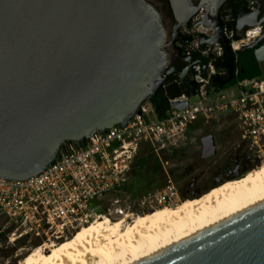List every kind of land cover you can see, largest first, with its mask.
<instances>
[{
  "label": "water",
  "instance_id": "95a60500",
  "mask_svg": "<svg viewBox=\"0 0 264 264\" xmlns=\"http://www.w3.org/2000/svg\"><path fill=\"white\" fill-rule=\"evenodd\" d=\"M168 1L173 37L205 8L201 23L214 33H201L200 42L222 47L226 77L211 79L221 89L236 69L237 50L223 33L219 11L226 0ZM263 6L256 0L254 10L237 7L239 35L264 22ZM263 37L239 50L263 60ZM165 43L160 12L147 0H0V176L26 179L55 160L66 142L125 125L170 73L193 95L188 65L205 69L207 59L189 55L186 66H169ZM201 143L202 158L216 153L213 134ZM131 264H264V199Z\"/></svg>",
  "mask_w": 264,
  "mask_h": 264
},
{
  "label": "built area",
  "instance_id": "2783aa9c",
  "mask_svg": "<svg viewBox=\"0 0 264 264\" xmlns=\"http://www.w3.org/2000/svg\"><path fill=\"white\" fill-rule=\"evenodd\" d=\"M243 2L250 10L256 7V0ZM205 13V8L200 7L189 24L181 26L182 34L191 37L183 54L207 59L205 69L199 62L190 64L187 77L196 83L193 95L182 93L169 99L162 117H157L151 104L144 101L125 125L115 124L83 141L72 142L37 174L23 180L0 176V215L9 224V234L14 239L43 234L49 237L86 225L100 207V203L90 206V202L101 201L121 189L143 147H152L156 152L180 148L200 126L235 121L246 148L262 157L260 164L264 162V75L215 88L212 77L224 71L217 69L214 62L222 60L223 50L218 42H200L201 33H214L213 27L201 23ZM232 20L227 10L222 19L223 33L233 50L250 43L263 26L247 28L236 39L237 29L229 26ZM175 101L187 104L177 108L172 104Z\"/></svg>",
  "mask_w": 264,
  "mask_h": 264
},
{
  "label": "bare ground",
  "instance_id": "6f19581e",
  "mask_svg": "<svg viewBox=\"0 0 264 264\" xmlns=\"http://www.w3.org/2000/svg\"><path fill=\"white\" fill-rule=\"evenodd\" d=\"M262 199L264 162L242 177L176 206L161 205L130 224L123 216L111 221L100 215L69 241L36 246L19 264H131Z\"/></svg>",
  "mask_w": 264,
  "mask_h": 264
},
{
  "label": "rangeland",
  "instance_id": "374dc122",
  "mask_svg": "<svg viewBox=\"0 0 264 264\" xmlns=\"http://www.w3.org/2000/svg\"><path fill=\"white\" fill-rule=\"evenodd\" d=\"M244 53L245 51L241 52V54ZM257 62L260 74L264 75V59ZM145 102V104L149 103L147 100ZM227 122L229 121L227 120ZM209 133L213 134L214 136V141L216 143V153L208 158H200V150L197 149L198 144H200L199 139L203 135ZM158 156L161 158V161L164 164L180 163L181 159L184 160L185 158L195 157V162L199 164L198 176L201 180L199 188L200 190H203L199 193L200 195L205 193V190L208 191L212 188L218 187L217 184L221 182L224 183L226 182L225 180L229 178L241 176L245 172H248L260 165L259 163L257 166L246 170L241 175L229 177L215 184L216 177L213 176L214 163H218V161H220V156H227V123H224L222 120H220L218 122L205 125L204 127L200 126L189 134L185 144L180 148L170 151L164 150L162 152H156L152 147H143L138 152L134 161V166L132 167L127 181L124 183L121 189L104 196L101 201L93 199L90 202V206H95L100 203V207L93 211L90 221L96 219L100 215L109 217L111 221L117 220L123 216L126 223L130 224L132 219L162 208L161 205H165L166 207L168 205L176 206V204L178 205L189 201H182L183 199L180 201H174L171 199V197L173 198V195L169 196L168 193H160L156 189L151 190L150 193L142 194L139 188L141 183L140 179L144 176L148 170V167H150V165L155 162V159L158 158ZM163 193L165 194V197L162 196ZM155 197H157V202H155ZM163 198H166V200ZM88 225L89 224L87 223L86 226ZM8 226L9 224H7L6 219L0 215V227L2 229L0 234V264H19L27 257L30 252H32L36 246L42 243H53L55 245H60L72 239L81 229L84 228L77 227L75 229L65 231L59 235H50L49 237H46V235L43 234L42 236H22L20 238L14 239L9 234Z\"/></svg>",
  "mask_w": 264,
  "mask_h": 264
},
{
  "label": "flooded vegetation",
  "instance_id": "af4514ba",
  "mask_svg": "<svg viewBox=\"0 0 264 264\" xmlns=\"http://www.w3.org/2000/svg\"><path fill=\"white\" fill-rule=\"evenodd\" d=\"M147 1L151 2L160 12L161 20L166 29L165 49L168 53L169 60L171 61L172 65L178 67L186 66L187 61L182 51L186 43L191 39V37L184 36L182 34L181 26L179 28V34L173 37V26L175 23V16L172 11V8L170 7L168 0H147ZM237 1H241V3L244 4L243 0H237ZM226 3L227 0L220 6L219 9L221 19H223V16L227 11V7L225 6ZM262 12H264V6L262 8ZM211 18L213 19L212 16ZM186 24H189V21ZM262 24L263 26L258 35H264V22ZM245 29H243L241 33L240 32L239 33L243 34V31ZM183 37H189L190 39L188 41H184L182 40ZM256 37L253 40H255ZM260 44H264V37L260 40L259 45ZM237 66H238V54H236L235 68H237ZM188 68L190 70L191 65H188ZM224 73L225 72L219 75H221L222 78H225L226 73L225 74ZM236 73L237 70L235 69L234 76ZM199 141L200 144H198L197 149L200 150L199 156L200 158H202L201 138L199 139ZM220 158H221L220 161H218V163H214L213 166V173H214L213 176L216 177L215 184L229 177H235L241 175L246 170L257 166L261 162L262 157L259 155L252 154L246 148V142L245 140L242 139V137L239 134L238 124L235 121H229L227 122V156H220ZM195 159H196L195 157L185 158L184 160L181 159L180 163L164 164L162 163L161 158L158 156V158L155 159V162H153L150 165V167H148V170L146 171L144 176L140 179L141 180V183L139 185L140 191L142 192V194H146V193H150L151 190L156 189L160 193L165 192L168 193L169 196L173 195V198L171 197V199H173L174 201H180L181 199H183L182 201H187L196 197V195L198 196V194L203 190H200L199 188L201 184L200 177L198 176L199 164L195 162ZM236 172L238 173V175L236 174ZM243 175L239 177H242ZM229 179H234V178H229ZM221 183L217 185H221ZM155 202H157V197H155Z\"/></svg>",
  "mask_w": 264,
  "mask_h": 264
},
{
  "label": "trees",
  "instance_id": "16d2710c",
  "mask_svg": "<svg viewBox=\"0 0 264 264\" xmlns=\"http://www.w3.org/2000/svg\"><path fill=\"white\" fill-rule=\"evenodd\" d=\"M241 4V1L237 0H227L225 6L227 10L230 11L232 17L235 18V11L237 7ZM229 22V26H235V19ZM240 35H236L235 38L238 39ZM244 54H241L242 50H237L236 54H238V66L236 68L237 73L234 78L230 80V82L226 83L223 87L234 84L236 81L249 78L256 75H259L258 62L254 59L252 51L250 49H245ZM217 69L222 70L226 73V69L221 66V59H217L214 62ZM243 69V71H242ZM224 73V74H225ZM215 88L217 85L213 83ZM182 93H188V86L185 83H181L176 73H170L164 79L161 87L157 90L156 94L148 99L147 101L151 104L154 113L157 117H162L169 107V99L179 96ZM72 142H66L62 149L71 147ZM1 234V231H0Z\"/></svg>",
  "mask_w": 264,
  "mask_h": 264
},
{
  "label": "crops",
  "instance_id": "0c3cea01",
  "mask_svg": "<svg viewBox=\"0 0 264 264\" xmlns=\"http://www.w3.org/2000/svg\"><path fill=\"white\" fill-rule=\"evenodd\" d=\"M245 50V49H244ZM243 51V50H242Z\"/></svg>",
  "mask_w": 264,
  "mask_h": 264
}]
</instances>
